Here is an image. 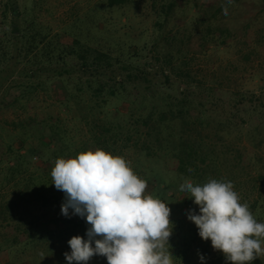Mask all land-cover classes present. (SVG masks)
Wrapping results in <instances>:
<instances>
[{
    "label": "trees",
    "instance_id": "obj_1",
    "mask_svg": "<svg viewBox=\"0 0 264 264\" xmlns=\"http://www.w3.org/2000/svg\"><path fill=\"white\" fill-rule=\"evenodd\" d=\"M243 1L101 0L95 9L107 13L111 23L113 13L140 14L150 7L149 13L155 16L150 51L156 54L157 65L141 67L132 59H138V52L147 45L117 44L105 49L75 29L51 35L35 29L32 22L19 26L20 13L12 14L13 25L7 35L0 36V101L24 109L38 99L40 90L53 97L58 111L40 118L32 112L27 119L1 122L0 130L13 142L7 145L13 165L0 169L1 184L14 182L18 189L12 198H0V228L12 235L7 236L10 247L29 240L67 242L72 236H85L88 225L83 218L61 215L64 193L52 184L51 170L57 158L96 148L121 156L132 150L146 159L162 160L176 188L185 180L231 181L240 197L248 192L254 196L249 209L261 218L255 211L264 196V91L263 86L259 92L241 91L239 81L260 74L264 82V0H253L261 8L239 25L231 19L239 16ZM15 6L14 0H6L3 16ZM84 23L74 22L76 26ZM130 28L133 31L124 33L128 40L142 38L136 26ZM63 33L70 35V44H62ZM193 40L200 50L211 46L233 51V60L211 75L214 83L208 84L200 68L193 65L194 70L191 65L195 60L188 47ZM112 101H128V105L124 111L119 105L111 109ZM70 121L79 124L78 131L85 128L90 142L78 146L71 142L66 126ZM245 138L254 150L252 155L246 153ZM35 157L39 162H34ZM19 174L25 175L22 184L15 181ZM41 209L45 214L54 210L52 217L39 214ZM35 230L41 234L33 238ZM208 241L201 240L192 222L183 235L172 230L173 262L199 264L188 256L189 251L197 244L206 254ZM104 261L100 264H107ZM250 264L263 262L259 257Z\"/></svg>",
    "mask_w": 264,
    "mask_h": 264
},
{
    "label": "clouds",
    "instance_id": "obj_2",
    "mask_svg": "<svg viewBox=\"0 0 264 264\" xmlns=\"http://www.w3.org/2000/svg\"><path fill=\"white\" fill-rule=\"evenodd\" d=\"M222 11L227 15L226 8ZM51 177L64 193L61 215H76L88 225L84 237L75 235L67 241L70 252L63 254L67 264H87L94 255L105 257L107 264H173L171 210L146 191L147 181L125 157L89 149L57 158ZM178 191L198 207V212L191 208L186 212L198 236L209 240L230 264H250L264 255V222L241 202L231 181L185 180ZM198 259L205 264L203 254Z\"/></svg>",
    "mask_w": 264,
    "mask_h": 264
},
{
    "label": "rangeland",
    "instance_id": "obj_3",
    "mask_svg": "<svg viewBox=\"0 0 264 264\" xmlns=\"http://www.w3.org/2000/svg\"><path fill=\"white\" fill-rule=\"evenodd\" d=\"M14 1L16 4L15 8L9 11V13L6 14V17H4L3 9L5 8L6 0H0V36L2 34H4V36L8 34L10 26L13 25V21L15 20L12 18V14L18 11V13H20V17L17 21L19 26H26V24L32 22L37 25L35 29L41 28L43 31L51 35L55 33L60 35L63 30L72 29L74 31L75 29L78 34L84 35L85 33L90 39H92L94 45L98 44L100 47L105 49L112 48L111 45L116 46L117 44L124 46H129L132 44L138 46L147 45L144 50L138 52V59L133 58L132 62H134L136 66L140 67L142 64L155 63L153 58L156 57V54L150 51L151 45L149 41L153 32L152 24L155 21V16L153 13H149V6L146 9L147 11H142L140 14H135L133 11H124L118 15L113 13V19L111 23L108 21L109 15L107 13L103 11H96L95 9L101 0ZM258 3L259 2H255L253 0L243 1L241 3V12L239 13V16L237 18H232L231 20L238 23L239 25H244L246 21L261 8L258 6ZM177 18L181 21L180 15H178ZM76 19L79 20V22L80 20H84L85 23L81 24L82 26H76L74 24ZM86 21L89 23L87 24ZM137 22H139L138 25L136 24ZM93 25L95 28L89 30V36L85 29L88 30V27ZM130 26H136L138 28L136 33L140 32L142 38L137 39L132 37V39L128 40L129 37H125L124 33L133 31ZM135 34L130 33L131 36ZM61 38L62 39L60 40L62 44L71 43V37L67 33H63ZM188 48L190 49L191 55L195 60L193 64L191 63L193 69L195 70L193 65H196L197 68H200V72L202 71V74L208 77L206 78L207 82L210 81L208 84L213 82L210 80L211 75L213 73H218L220 65L226 64L228 60H233V56L231 54L233 51L228 53V51L225 50L212 49L211 46H205L200 50L196 46L195 40L191 42V45ZM152 67H150V69ZM154 70L156 71V69L151 71ZM165 70L168 72V69ZM156 78H159V74H157ZM260 78V74H256L255 77L250 78L246 75L244 80L239 81V84L241 83L243 85L241 91L259 92V86H263L261 89L264 91V82L261 81ZM158 88L159 87H157V89ZM50 95L53 96V93L51 92ZM46 96L47 95L43 91L39 90L38 99L24 106V109L20 106L17 108L9 107L5 102L0 101V126L3 125L1 123L2 121H16V117L27 119L32 112L37 113L39 118L40 115L48 116L54 114V112L56 113L58 111V107L55 105V100L53 97L48 98ZM127 103L128 101L122 103L112 101L110 107H113L111 109H114L119 105L118 107L124 111L128 105ZM66 126H69L67 132H69L71 142H73L75 146H78L81 142H90L89 133L85 130V128H83L82 131H78V123L70 121L68 123L66 122ZM80 126L83 125L80 124ZM8 137L9 135L7 136L5 131L2 132L0 130V169H4L7 165H13V161L11 160L12 155L7 148V145L12 144L13 142L11 143L10 138ZM33 138L34 136L30 138L29 142H32ZM244 145L248 148L246 150L247 155L254 154V150L251 149L249 145H247L246 138ZM23 153L24 150H21L20 154ZM122 156L130 161L133 171L140 178L147 181L146 191L167 203V206L171 210L169 218L173 222L172 230L175 232H180L182 235L187 233L191 222L186 218V212L190 208L198 212V207L192 203L190 198L184 197L178 191V188L175 186V179H173L170 170H168L169 167L166 166L162 160L152 158L146 159L144 155L132 150L123 151ZM34 160V162H39L37 157H35ZM2 176L3 175L1 173L0 198L5 197L6 199H10L13 196V191L18 189L14 188V182H10L7 185L4 182L2 185ZM24 177V174H19L15 181H19L22 184V179ZM173 183L175 184L174 186ZM19 186H22L21 188H23V185L19 184ZM248 187L249 183L245 182L243 188L247 189ZM251 195L249 192L245 195L243 194V196L240 197L241 202L244 203L246 201L247 204H250L254 199V196L252 197ZM262 197L263 198L259 201L255 211V215L261 217L256 218L258 222H264V196ZM43 212L45 214L46 211L41 209L39 214ZM53 212L54 210L49 211V214H45V217L47 219L51 218ZM33 234V238H35L36 236H40L41 232L40 230H35ZM7 236L10 237L12 235H6L0 228V264H67L63 255L65 252H70L67 242L56 240V238L51 240L44 239L43 241L29 240L25 243L10 247L8 241L9 237ZM45 238H47V236ZM208 245L209 246L206 249L207 253L204 254L205 264H230V262L225 259L224 255L220 251L212 249L210 241H208ZM198 254H201V251L198 250L197 244H193L188 256L192 260L198 261L200 264ZM260 258L264 264V255H261ZM104 260H106L105 257L94 255L87 262V264H100V262L104 263ZM72 264H77V262H72ZM173 264H179V262H173Z\"/></svg>",
    "mask_w": 264,
    "mask_h": 264
}]
</instances>
